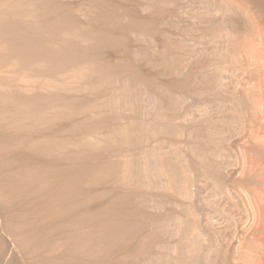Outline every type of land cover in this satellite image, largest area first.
<instances>
[{
	"label": "rangeland",
	"instance_id": "obj_1",
	"mask_svg": "<svg viewBox=\"0 0 264 264\" xmlns=\"http://www.w3.org/2000/svg\"><path fill=\"white\" fill-rule=\"evenodd\" d=\"M251 2L0 0V264L264 263Z\"/></svg>",
	"mask_w": 264,
	"mask_h": 264
},
{
	"label": "bare ground",
	"instance_id": "obj_2",
	"mask_svg": "<svg viewBox=\"0 0 264 264\" xmlns=\"http://www.w3.org/2000/svg\"><path fill=\"white\" fill-rule=\"evenodd\" d=\"M251 1H252L251 5L249 4L250 11H248V12L252 13L253 23H252V29H251V33H250V37H249V39H250L249 48L248 47L247 48H248V51H249L248 52L249 53L248 56L250 57L251 66H253V68L255 69V73H254L253 78H252V83L250 84V87H249V95H250L249 96L250 97L249 98V100H250V103H249L250 104L249 105L250 106V110L249 111L251 113L250 114V116H251V121L250 122L252 123L251 127L249 128L251 135L250 134L249 135L252 136L251 138H253V139L250 138L251 140H254L257 143L259 142L260 144L258 143V145L259 146L262 145L263 146L262 148H264V20H262L260 18L259 12L257 10L256 5L254 4V1L253 0H251ZM255 2L257 3V1H255ZM244 5L246 6V4H244ZM261 8H263V7H261ZM262 150H264V149H262ZM244 156H246V154ZM246 158L247 157H244V159H246ZM249 158H250L249 161L252 162L251 164L248 161ZM251 158L252 157H248L247 160H246L248 162H245V164L249 165L248 166V170L250 169L249 170L250 172H252L251 169H254L253 168L254 161ZM244 161H243V163H244ZM258 162H259V160H258ZM245 166H244V168H245ZM263 166H264V164H263ZM263 166L261 168H264ZM245 170H246V168H245ZM262 171H263V169H262ZM263 190L264 189H262V191ZM246 193H248V192H246ZM260 193H258V194H260ZM262 193L263 194H260L261 197H259V198L263 199L262 201H264V192H262ZM250 195L248 196V198H249V201L251 203L250 205H252V207H253V208L252 207L251 208H252V210L254 209L256 211V217H254V220L256 219L255 222H257V221L259 222L258 226L260 227V228L258 227V229H260V230H257L254 227V229L256 230L257 233L254 232L255 234L252 233L250 235L253 236V234H254V236L256 235V237H254V238H257V239L260 240L264 236V225L262 223V222H264L263 221L264 220V206L262 204V201H259V202H260V204H262L263 208L261 207L260 204H256L255 199L258 201V198L255 197V194H253L254 195L253 197H252V195L251 196ZM259 202H257V203H259ZM254 210H253V212H254ZM254 214H253V216H254ZM254 225L257 226V223H255ZM252 236H250V237H252ZM254 240H256V239H254ZM245 241L241 240L240 243H239V247H238L239 256L237 257V260L242 261V262H246V261L249 262L250 261L251 264H252V263H254V261H253V259H254L253 252H254V250H252V248L249 246V244L248 243L246 244ZM259 256H260V253H259ZM257 259H260V258H257ZM239 261H238V263H241ZM258 261H260V260H258ZM263 262H264V259H263ZM258 263H255V264H258Z\"/></svg>",
	"mask_w": 264,
	"mask_h": 264
}]
</instances>
